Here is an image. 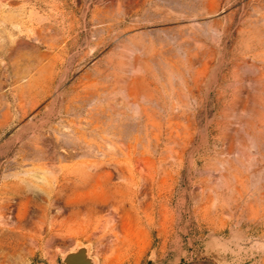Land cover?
Segmentation results:
<instances>
[{
	"label": "rangeland",
	"instance_id": "obj_1",
	"mask_svg": "<svg viewBox=\"0 0 264 264\" xmlns=\"http://www.w3.org/2000/svg\"><path fill=\"white\" fill-rule=\"evenodd\" d=\"M264 264V0H0V264Z\"/></svg>",
	"mask_w": 264,
	"mask_h": 264
},
{
	"label": "water",
	"instance_id": "obj_2",
	"mask_svg": "<svg viewBox=\"0 0 264 264\" xmlns=\"http://www.w3.org/2000/svg\"><path fill=\"white\" fill-rule=\"evenodd\" d=\"M61 262L62 264H94L88 248L84 245L66 251L61 258Z\"/></svg>",
	"mask_w": 264,
	"mask_h": 264
}]
</instances>
